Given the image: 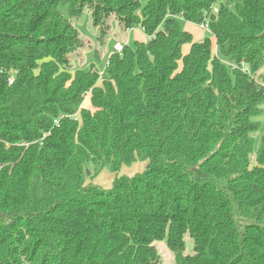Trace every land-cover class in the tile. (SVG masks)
<instances>
[{"label": "trees", "instance_id": "trees-1", "mask_svg": "<svg viewBox=\"0 0 264 264\" xmlns=\"http://www.w3.org/2000/svg\"><path fill=\"white\" fill-rule=\"evenodd\" d=\"M263 67L264 0H0V264H264Z\"/></svg>", "mask_w": 264, "mask_h": 264}, {"label": "rangeland", "instance_id": "rangeland-1", "mask_svg": "<svg viewBox=\"0 0 264 264\" xmlns=\"http://www.w3.org/2000/svg\"><path fill=\"white\" fill-rule=\"evenodd\" d=\"M185 24V23H184ZM79 30L84 38H87L89 41H96V37L93 31V27L89 26L88 19H86L82 24L79 25ZM137 34H140L137 31H127V33H119L118 36L112 39L110 43V50L114 49L115 42H119L121 44H125L133 41ZM206 35H209L206 32ZM118 40V41H117ZM214 51H216V46L214 44ZM107 57V56H106ZM104 58L101 62H98L94 53L91 52L87 54V62L86 67L90 66L91 63H95L96 66L103 70L104 66L107 64V58ZM264 72V67L260 70V73ZM263 113L259 116L254 117V120L259 121L261 123V129L255 133H253V137L255 139V147L253 154V161L256 160L257 152L260 148L262 137L264 136V105L262 106ZM147 161H137L131 165H125L118 173L113 172L109 167L102 168L101 170H95V168L91 167V172L88 173L87 183L92 182L100 185L104 189H111L113 187L114 180L118 175H127L134 176L138 173H142L147 168ZM186 251L191 250V244L186 237ZM82 242H81V241ZM97 245V237L96 236H82V238L76 239L72 243V253L73 259L78 262H90L93 258H102L104 255H108L113 247L109 246L103 253L100 255H93V250H96ZM155 246L158 249L159 254L162 257V264H171L173 261V252L169 248L166 241H156ZM121 261H123L121 259ZM124 264V261H123Z\"/></svg>", "mask_w": 264, "mask_h": 264}, {"label": "crops", "instance_id": "crops-1", "mask_svg": "<svg viewBox=\"0 0 264 264\" xmlns=\"http://www.w3.org/2000/svg\"><path fill=\"white\" fill-rule=\"evenodd\" d=\"M185 28L193 33V35L195 37V40L202 41L205 38V36H206V32L205 31H203L198 25L193 24L191 22H186L185 23ZM133 31H137V32L140 33V34H137L138 37H136L135 39H138V40H141V41H146L147 40V35L142 30L134 29ZM212 40H213V43L216 46L215 37H212ZM189 47H190L189 45L185 46V51L186 52L189 50Z\"/></svg>", "mask_w": 264, "mask_h": 264}, {"label": "built area", "instance_id": "built-area-1", "mask_svg": "<svg viewBox=\"0 0 264 264\" xmlns=\"http://www.w3.org/2000/svg\"><path fill=\"white\" fill-rule=\"evenodd\" d=\"M214 10H215V12L218 11L217 8H215ZM199 27H200L203 31H205V32L209 31V26H208V23H207V22H204L203 24L199 25ZM132 30H133V29H130L129 31H132ZM115 49H116L118 52H121V51L123 50V44H121L120 42L116 43V44H115ZM245 69H246V68H245ZM12 81H13V78L10 79V83H12Z\"/></svg>", "mask_w": 264, "mask_h": 264}, {"label": "water", "instance_id": "water-1", "mask_svg": "<svg viewBox=\"0 0 264 264\" xmlns=\"http://www.w3.org/2000/svg\"><path fill=\"white\" fill-rule=\"evenodd\" d=\"M90 105V100L86 99L84 102V107H88Z\"/></svg>", "mask_w": 264, "mask_h": 264}]
</instances>
